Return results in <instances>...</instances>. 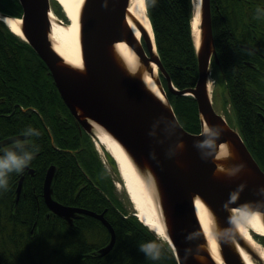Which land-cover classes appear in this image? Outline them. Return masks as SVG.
<instances>
[{
    "label": "water",
    "instance_id": "water-1",
    "mask_svg": "<svg viewBox=\"0 0 264 264\" xmlns=\"http://www.w3.org/2000/svg\"><path fill=\"white\" fill-rule=\"evenodd\" d=\"M22 9V33L49 67L64 102L81 126L95 135L93 123L108 131L131 156L138 169L151 174L156 197L162 202L168 228L179 264H217L207 249L199 221L195 198L200 197L214 213L220 253L225 264H246L239 246L251 254L254 262L263 263L258 253L237 231L232 209L263 214L264 172L253 159L238 133L230 128L212 107L206 81L214 40L209 0H203L202 45L198 55L199 80L195 88L178 91L154 54L153 45L142 26L147 55L128 23L130 0H85L81 11V52L83 69L68 65L51 43V3L49 0H19ZM8 18L0 13V20ZM125 43L152 74L151 63L166 76L172 93L191 95L197 103L203 125L219 129V136L209 148L199 149L203 132L192 134L177 120L169 101L150 92L139 76H133L116 53V44ZM213 54L216 55L215 52ZM20 139L13 137L10 141ZM227 143L232 157L225 162L226 172L219 171V146ZM55 173L45 179V196L52 193ZM62 211H69L51 202ZM96 216L111 229L102 215ZM114 241L99 250L108 254Z\"/></svg>",
    "mask_w": 264,
    "mask_h": 264
},
{
    "label": "trees",
    "instance_id": "trees-1",
    "mask_svg": "<svg viewBox=\"0 0 264 264\" xmlns=\"http://www.w3.org/2000/svg\"><path fill=\"white\" fill-rule=\"evenodd\" d=\"M146 2L161 62L171 75L177 89L194 87L199 72L192 32L193 16L195 15L193 0H146ZM53 8L59 16L64 17L58 2L53 1ZM0 12L15 18H21L23 15L19 0H0ZM218 40L221 41V44H218L220 57L224 60L218 66L223 74V80L227 84L223 38L219 35ZM0 60L3 62V65H0L1 71H3V74L0 72V99L5 100L0 105V109H4L7 104L13 101H19L26 108L29 102V108L31 109H34L38 104V107L42 110L40 117L43 118L40 120L37 115L25 116L18 108L16 110L17 114L14 116V118H18L17 122L11 120V118L1 119L2 117H0V134H27L28 136L24 139L29 141L26 144L27 147L24 148V152L23 149L13 150L17 154L21 153L20 155L28 151L34 153V159L31 162L36 168V176L43 177L48 168L56 164L58 171L54 182V195L59 200H64V198L73 200L74 195L81 192L79 190H83L87 182L90 181L82 171H86L92 177L94 175L98 177L99 170L104 171L103 164L97 156L91 138L87 134H84V137L80 136L77 126H75L77 123L70 115L43 60L27 42L11 32L1 21ZM15 68L17 69L14 71L16 75L8 76V70L13 71ZM167 96L181 125L188 132L199 134L202 128L196 100L190 96L173 95L168 91ZM243 106L244 102H241L239 105L241 117L245 111ZM46 126L51 129L56 148L52 146L51 137ZM68 138L71 144H67L66 140L69 141ZM37 148L38 151H36ZM48 149L52 151L53 156L46 153ZM53 151H59V153ZM257 152L261 157L264 156L263 150ZM107 158L116 170V164L109 154H107ZM20 177V174L14 176V173H12L9 178L8 193L6 196L0 197V253L6 250L8 242L12 251L21 248L24 241H31L29 230L38 220L35 212L36 203L40 198L38 199L36 194H41V181L36 177L33 179V183L27 180L28 182L25 184L24 181L19 203L15 206V191ZM100 187L101 191L99 193L92 191L100 205H96L92 200L81 195L82 192L77 202L95 210L100 209L103 211L107 209L105 214L107 220L111 221V224L112 220H121L122 227L114 224L117 227L118 237L108 254L104 256L96 254L94 258H84V261H80L78 258L74 264H179L168 244L163 243L133 213H129L122 202L107 198L103 192L108 191L113 197L115 196V187L111 180H108L105 186L100 185ZM3 210L10 213L8 215L10 218L11 212L16 211L17 216L22 217L21 221L5 219ZM18 222H21L22 225H19ZM82 229L83 231L80 234L82 239L81 236L75 237L70 241L71 243H67V246L69 243L71 247L76 246L78 252L82 248L81 255H83L85 248L90 249V251H98L109 244V242H106L108 237L105 234L106 228L101 224H97L94 219L89 223H84ZM22 231L25 232L22 233ZM87 231L93 235H100L103 232L104 234L100 235V242H93L95 241L93 237L88 241V235L85 233ZM44 237L50 239V236L44 235ZM152 241L162 244V255L159 260L148 259L144 253L138 250V245Z\"/></svg>",
    "mask_w": 264,
    "mask_h": 264
},
{
    "label": "bare ground",
    "instance_id": "bare-ground-1",
    "mask_svg": "<svg viewBox=\"0 0 264 264\" xmlns=\"http://www.w3.org/2000/svg\"><path fill=\"white\" fill-rule=\"evenodd\" d=\"M60 5L63 8V11L68 18V24L62 23L57 16L54 13L50 14L51 19V33H50V39L51 43H53V47L55 51L65 60V62L68 65H71L78 69H83V59H82V50H81V25H80V18H81V9L84 5L85 0H58ZM195 6V18L193 19V34L195 36V42L196 46L199 48L202 42V39L200 38V29L199 24L201 20V0H195L194 3ZM128 23L131 28H133V31L136 35V37L141 41L142 34L139 29L138 25L145 29L146 33L150 36L153 44H155L154 40V34L152 30V26L150 23V20L147 16V8H146V0H130L129 5V15H128ZM199 16V24L196 23V18ZM5 21V24L8 25V27L11 28V30L16 33L18 36L23 37L21 25L22 21L20 19H10L7 18ZM17 29L18 31H14L13 29ZM156 46L154 45L153 50L156 51ZM116 53L118 54L120 60L124 63L127 70L133 75V76H139L147 89L152 92L158 99L162 100L166 103V98L164 96L163 90L159 83H157V75H158V68L156 65L153 64L154 72L151 74L144 65L140 62L139 57L135 54L134 50H132L128 45L125 43L116 44L115 46ZM38 55V54H37ZM232 55V53L230 54ZM233 56V55H232ZM0 65H3V62L0 60ZM4 69V66H3ZM13 70V69H12ZM17 69L15 68L13 71L8 70V76L12 75L15 76V72ZM0 72L3 74V71ZM212 87V86H211ZM211 91V88H209ZM59 91V90H58ZM5 100L0 99V104L4 103ZM66 105V104H65ZM67 109L69 110L70 115L74 118V115L72 114L69 107L66 105ZM21 109L22 114L25 116L32 117L34 115L38 116V119L42 120V117H40V113L42 110L37 106H35L34 109L29 108V102L27 103V107L25 108L22 103L19 101H13L6 105V107L0 111V117L1 119H10L17 122L18 118H14V116L17 114L16 110ZM11 111V112H9ZM9 112V113H7ZM31 113V115H29ZM93 127L96 133V141L100 145H103L106 147L107 151L113 156V158L117 161L118 170H119V176H120V182H116V187L119 189H124L126 192L132 207L138 216L139 220L144 223L146 226H148L151 231H153L158 237L164 241L165 243H171L170 238L168 237V228L165 223V218L163 216L164 209L162 202L159 198L156 197V186L154 185V179L151 176V174L145 175L143 174L138 167L133 162L131 156L127 152V150L123 147V145L117 141L108 131H106L103 127L100 125L93 123ZM78 129V128H77ZM81 131H83L81 128H79ZM78 129L79 134L80 131ZM26 133V132H25ZM12 133H6V134H0V155L3 153V149L6 148H12V149H23L27 147L26 144L28 143V139L26 138L28 135H16ZM82 136V135H80ZM13 137H20V139L15 140L11 142L10 140ZM69 139V138H68ZM77 139V137H76ZM22 141V142H21ZM21 142V143H19ZM67 144H71V141L69 139L66 140ZM101 142V144H100ZM51 143L54 148H56L53 135L51 133ZM227 144V143H225ZM228 145V144H227ZM232 149H230L228 145V156L226 157H220L217 158V161H219V171L226 172L228 168L225 166V162L229 161L232 157ZM29 152V151H28ZM54 153H59V151H53ZM71 152V151H70ZM46 153H49L53 156V153L50 149L46 150ZM21 154V153H20ZM219 154V152H218ZM218 156V155H217ZM57 165L53 164L51 165L48 170L46 171L45 175L43 177L36 176L38 180H40V188L42 186V179H48V176L51 174H54L58 171ZM21 173V172H20ZM20 173H14V176L19 175ZM39 175V174H38ZM26 174H23V177H25ZM90 176V175H89ZM19 185H21V182H19ZM93 192L99 193L101 191V188L99 185L95 184L93 181L87 182L85 188L81 190V195L87 197L88 199L92 200L96 205H100L98 199L93 195ZM8 193V190L0 191V197L3 195L6 196ZM36 197L39 199L40 195L36 194ZM65 201V200H64ZM195 206L197 215L199 218V221L201 223V226L203 228L205 238H206V246L211 255L213 256L215 262L217 264H223V259L221 257L219 243L217 239L218 231L216 232V219L214 216V213L209 209V207L206 205V203L200 198H195ZM103 206V204H102ZM234 211V210H233ZM11 212V218L8 216L10 213H7L6 211L4 213V218L10 221H16L22 219V217L17 216V213ZM47 211L43 209H39L35 212L38 218L44 217V214ZM235 225L237 228V231L241 237L244 238L246 243L251 244L255 251L258 253V256L261 257V259L264 261V247L257 243L254 234H260L264 236V221H263V214L259 211L252 213L250 211H243L241 209L237 210L235 209ZM54 214L57 216V218H60L62 221L66 220L68 221V215L66 213H63L61 211H56ZM103 214L104 218L107 220L105 213ZM13 217V218H12ZM110 225L111 229L107 228L104 224L103 226L106 228L105 234L107 237V243L114 241V245L116 243V239L118 237L117 233V227H122L121 220H107ZM23 222V221H22ZM14 223V222H12ZM19 225L21 222H18ZM116 224V225H114ZM36 226H39L38 223H35L32 229L36 231ZM126 227V226H123ZM31 229V230H32ZM29 230V235L31 238H33V232ZM162 230V231H161ZM25 232V231H24ZM22 231V233H24ZM86 235H88L87 239L88 241L93 237L95 238V241L93 242H100V235L104 234L100 233V235H93L89 231L85 232ZM81 236L80 233L73 236V239L75 237ZM61 236L58 239H45L43 236H39L35 238V242L33 241H24L22 251L28 253H38L42 252L44 253V256L41 258V261L39 264H74L77 259L79 258L80 261H84V258L91 257L94 258L97 253L96 250H91L85 248V251L82 254V251H76V246L71 247V237H68V240L65 241V239H60ZM82 239V236H81ZM62 240V241H60ZM79 240V239H78ZM57 241H60V247H56L55 243ZM80 241V240H79ZM69 245L67 246V243ZM107 246V245H106ZM105 246V247H106ZM68 247V248H65ZM53 248H58V252H55V250H52ZM79 250V249H78ZM19 251H21V248H19L17 251H10L9 249L4 250L0 254V260L3 262H8L14 258V256H19ZM238 251H240L243 260L246 264H255L250 254H247L245 250L242 247H239ZM50 253V254H49Z\"/></svg>",
    "mask_w": 264,
    "mask_h": 264
},
{
    "label": "flooded vegetation",
    "instance_id": "flooded-vegetation-1",
    "mask_svg": "<svg viewBox=\"0 0 264 264\" xmlns=\"http://www.w3.org/2000/svg\"><path fill=\"white\" fill-rule=\"evenodd\" d=\"M209 2L214 49L216 53L213 57L214 63H217V61L220 64L224 62L220 57L218 49V44H221V41L218 40V36L220 35L223 38L228 86V92L225 90V100H229L228 106L225 107L227 110V112H225L226 120L231 124V127L236 128L241 137L244 138L253 158L256 159L264 169V156L261 157L257 152L258 150L264 151V0H209ZM231 53L233 56L230 55ZM218 84L219 80H217L216 89ZM217 96L218 93L216 97ZM217 98L213 101V107L220 113V110L224 111L222 108L223 100L222 104H220ZM241 102H244L243 107L245 108L242 117L239 109ZM217 108L219 109L217 110ZM2 110L3 109H0V111ZM75 126H77L78 129L80 128L78 123ZM46 128L51 137L52 132L50 127L46 126ZM79 131L81 133L80 135L84 137L86 133L80 129ZM32 163L33 162L20 173L21 177L19 182H21V185L18 184L15 191V206L19 203L24 181L25 184L28 181L33 183V179H35L37 175L36 168ZM82 172L90 181H94L93 178L89 176L90 174H87L86 171ZM23 174H26V176L23 177ZM55 179L52 181V193L48 200L45 196V180L42 182L41 197L36 203V211L43 209L47 212L44 214L43 218L37 217L39 226H36V231L34 229L31 230L33 232V238L30 236L31 241L39 236L43 237L44 235L50 236V239L58 240L61 236L60 239H65V241L68 240L70 236L72 240L73 236L82 233V225L86 222L89 223L92 219L97 221V224L103 226V221L101 219L81 212L78 209L92 211L99 216L102 215L101 213L103 212L106 214L107 209L101 211L100 209L95 210L81 205L77 202L80 192L74 195L73 200L66 198H64L65 201L62 199L59 200L58 198L56 199L54 195ZM32 190L34 191L33 188ZM103 193L106 194L105 192ZM106 196L110 199H117L116 196L113 197L111 194H106ZM51 202L59 204L69 211L60 210L58 205L54 206L56 209H53L51 207L53 206ZM56 211L66 213L68 215V221L66 220L65 222L57 218L54 214ZM60 241L55 243V246L58 248L60 247ZM9 244V242L6 244V249L10 248ZM22 248L23 244L21 251H19V256L15 255L12 260L6 263L0 260V264H39L42 262L41 258L44 256V253L33 252L27 254L22 251ZM58 248H53L52 250L58 252ZM2 252L3 251H1V253Z\"/></svg>",
    "mask_w": 264,
    "mask_h": 264
},
{
    "label": "clouds",
    "instance_id": "clouds-1",
    "mask_svg": "<svg viewBox=\"0 0 264 264\" xmlns=\"http://www.w3.org/2000/svg\"><path fill=\"white\" fill-rule=\"evenodd\" d=\"M212 79L206 81V87L211 88ZM204 140L197 142L199 149L209 148L212 142L219 136V129L210 128L207 124L203 127ZM3 155H0V190H8L9 178L12 173L22 172L34 159V153L27 152L23 155L17 154L12 148L3 149ZM38 151V148L37 150ZM228 145L219 146L217 158L228 156ZM138 250L151 260H159L162 255V244L155 241L142 243L138 245Z\"/></svg>",
    "mask_w": 264,
    "mask_h": 264
},
{
    "label": "rangeland",
    "instance_id": "rangeland-1",
    "mask_svg": "<svg viewBox=\"0 0 264 264\" xmlns=\"http://www.w3.org/2000/svg\"><path fill=\"white\" fill-rule=\"evenodd\" d=\"M65 15V13H64ZM59 19H61L60 17H58ZM61 20L65 21L66 23L68 22V18L66 17L65 15V18H62ZM215 72H216V78L219 80V84H218V87L217 89L215 88V86L213 85L212 86V92L216 89L217 90V93H218V96L220 97L219 98V103L222 104V100H223V96L225 94V87L224 84L220 81L221 80V73L219 71L218 68L215 69ZM159 77V75L157 76ZM213 81V80H212ZM221 82V83H220ZM212 97H213V94H212ZM211 97V98H212ZM101 147H99V155L101 156V158L103 159L102 161H104L103 163L105 164L106 166V169L108 170L109 174H110V177L113 181H119L120 178L118 176V174L116 173V171L111 167L109 166V162H108V159L106 158L105 156V150L103 149V146L100 145ZM91 176V175H90ZM92 177V176H91ZM95 184L97 185H103L105 186L106 185V179H107V174L102 170L101 173L97 176H93L92 177ZM116 192H117V195H118V198L120 199V202L123 203V206L124 208L129 212V213H133L134 212V209L132 207V204L126 194V192L124 191V189H121V188H116ZM108 194H110L108 191H106ZM255 240H256V237L257 235H253ZM257 242V241H256ZM259 243V242H257ZM261 244V243H260ZM262 245V244H261ZM263 246V245H262Z\"/></svg>",
    "mask_w": 264,
    "mask_h": 264
},
{
    "label": "snow or ice",
    "instance_id": "snow-or-ice-1",
    "mask_svg": "<svg viewBox=\"0 0 264 264\" xmlns=\"http://www.w3.org/2000/svg\"><path fill=\"white\" fill-rule=\"evenodd\" d=\"M199 19H200L199 16H197V18H196V23H197V24H199ZM13 30H14V31H18V30L15 29V28H14ZM161 231H162V230H161Z\"/></svg>",
    "mask_w": 264,
    "mask_h": 264
}]
</instances>
